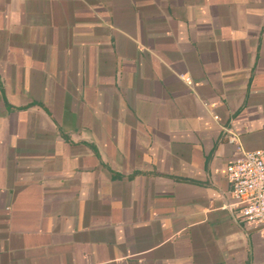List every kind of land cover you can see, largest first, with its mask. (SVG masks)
<instances>
[{"label": "crops", "instance_id": "obj_1", "mask_svg": "<svg viewBox=\"0 0 264 264\" xmlns=\"http://www.w3.org/2000/svg\"><path fill=\"white\" fill-rule=\"evenodd\" d=\"M231 135L264 149V0H0V264H264Z\"/></svg>", "mask_w": 264, "mask_h": 264}, {"label": "built area", "instance_id": "obj_2", "mask_svg": "<svg viewBox=\"0 0 264 264\" xmlns=\"http://www.w3.org/2000/svg\"><path fill=\"white\" fill-rule=\"evenodd\" d=\"M229 141L237 142L236 156L227 166L235 198L230 206L238 209L244 223L264 230V149H246L236 135Z\"/></svg>", "mask_w": 264, "mask_h": 264}]
</instances>
